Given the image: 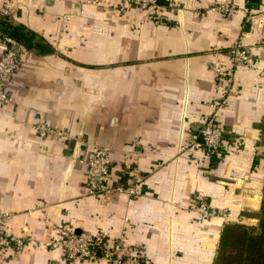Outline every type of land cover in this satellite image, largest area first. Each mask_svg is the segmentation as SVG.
I'll return each mask as SVG.
<instances>
[{
  "label": "crops",
  "instance_id": "crops-1",
  "mask_svg": "<svg viewBox=\"0 0 264 264\" xmlns=\"http://www.w3.org/2000/svg\"><path fill=\"white\" fill-rule=\"evenodd\" d=\"M5 9L0 21L37 47L11 77L12 101L0 102L2 232L36 244L0 264H110L70 262L49 246L65 228L105 232L143 264H215L228 224L258 225L264 0H158L148 10L0 0ZM238 45L249 58L234 66ZM209 121L224 130L220 153L194 146ZM97 148L109 150L110 183L140 176L135 197L88 194L85 163ZM200 200L219 215L204 217Z\"/></svg>",
  "mask_w": 264,
  "mask_h": 264
},
{
  "label": "built area",
  "instance_id": "built-area-1",
  "mask_svg": "<svg viewBox=\"0 0 264 264\" xmlns=\"http://www.w3.org/2000/svg\"><path fill=\"white\" fill-rule=\"evenodd\" d=\"M127 5L136 6L142 10L157 7L158 0H125ZM9 10L5 9L0 13V20H9ZM30 53V49L20 40L11 35L0 25V102L9 103L12 98L8 92V84L14 71L18 68L22 58ZM234 66L246 62L249 58L247 50L240 45L235 46L231 51ZM231 75V72H220L218 78L223 79ZM41 136H49L56 132L45 126L39 127ZM61 135V134H59ZM201 137V138H200ZM194 146L206 148L215 153L223 149L224 130L213 121H209L194 137ZM86 185L90 195H109L112 193L125 194L135 197L138 194L140 176L134 173L132 178L126 182L110 183L111 158L109 150L97 148L86 161ZM198 211L206 218L216 216V211L210 209L205 200H200ZM9 214H0V257L7 250L23 252L28 246L36 244L33 240L2 232V226L8 219ZM62 237L56 242H50L49 246L59 247L64 251L68 261L75 260H105L110 264H143L142 256L126 255L125 248L121 243H113L107 233H78L75 229L65 228Z\"/></svg>",
  "mask_w": 264,
  "mask_h": 264
},
{
  "label": "trees",
  "instance_id": "trees-1",
  "mask_svg": "<svg viewBox=\"0 0 264 264\" xmlns=\"http://www.w3.org/2000/svg\"><path fill=\"white\" fill-rule=\"evenodd\" d=\"M0 25L11 33L1 21ZM11 35L22 41L30 50L37 47L32 45L31 39L22 32H13ZM262 139L264 141V122ZM261 158L264 159V153ZM258 220L257 226L230 223L225 227L221 234L215 264H264V187Z\"/></svg>",
  "mask_w": 264,
  "mask_h": 264
},
{
  "label": "rangeland",
  "instance_id": "rangeland-1",
  "mask_svg": "<svg viewBox=\"0 0 264 264\" xmlns=\"http://www.w3.org/2000/svg\"><path fill=\"white\" fill-rule=\"evenodd\" d=\"M262 155H263V154H262ZM216 213H217V214H216V216H217V215H219V213H218V212H216Z\"/></svg>",
  "mask_w": 264,
  "mask_h": 264
},
{
  "label": "water",
  "instance_id": "water-1",
  "mask_svg": "<svg viewBox=\"0 0 264 264\" xmlns=\"http://www.w3.org/2000/svg\"><path fill=\"white\" fill-rule=\"evenodd\" d=\"M79 234L81 233V232H78Z\"/></svg>",
  "mask_w": 264,
  "mask_h": 264
}]
</instances>
